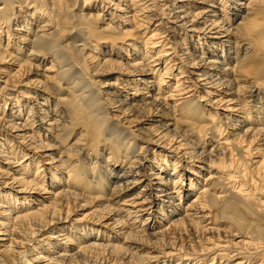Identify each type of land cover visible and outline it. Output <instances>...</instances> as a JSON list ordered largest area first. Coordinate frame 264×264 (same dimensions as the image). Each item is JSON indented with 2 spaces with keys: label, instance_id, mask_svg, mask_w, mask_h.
<instances>
[{
  "label": "bare ground",
  "instance_id": "1",
  "mask_svg": "<svg viewBox=\"0 0 264 264\" xmlns=\"http://www.w3.org/2000/svg\"><path fill=\"white\" fill-rule=\"evenodd\" d=\"M162 261L264 264V0H0V264Z\"/></svg>",
  "mask_w": 264,
  "mask_h": 264
},
{
  "label": "rangeland",
  "instance_id": "2",
  "mask_svg": "<svg viewBox=\"0 0 264 264\" xmlns=\"http://www.w3.org/2000/svg\"><path fill=\"white\" fill-rule=\"evenodd\" d=\"M19 3H17V5H18ZM17 15H19V17H16V18H13L14 20L12 21V24H11V31H10V33L13 35L12 36V38H14V40L15 39H19L20 37H21V34L22 33H25L26 32V30H27V28H23L22 26V22H23V19H21V14H17ZM33 21V24H32V27H33V29L30 31V37L32 38V40L34 39V40H36V37H34L33 38V34L35 33H37L38 32V23H36V21L35 20H32ZM18 24V25H17ZM19 25H22V26H19ZM14 29H19V30H14ZM17 32H19L18 34H17ZM29 32V31H28ZM33 33V34H32ZM16 35V36H15ZM28 35V34H27ZM2 42H4V44H7V38H4V39H2ZM25 43H22V45H24ZM99 58H101V57H99ZM124 61H126V59H123ZM114 75H116V73H112V74H107V75H95L94 77H96V80H104V81H107V80H110V81H113V77H115ZM32 77V76H31ZM34 78V80H35V78H37V77H35V76H33ZM9 84V87L11 86V87H13V82H9L8 83ZM4 85V84H3ZM16 88V87H15ZM15 88H13V89H15ZM37 88V87H36ZM113 91H114V89H113ZM123 98V97H122ZM144 115V114H143ZM160 117H158V118H156V119H159ZM165 120H168V123H173V120L174 119H172V118H170V117H168L167 119H165ZM157 124V123H156ZM146 127H148V124H146L145 125ZM129 127H131L132 128V126H130L129 125ZM135 128V127H134ZM143 140H146V138H143ZM139 143H141V142H139ZM143 144V143H142ZM211 148V145L209 146V149ZM168 153H172V152H168ZM179 156H181V154H179ZM196 163H198V162H196ZM171 168V167H170ZM171 171V170H170ZM131 193V192H130ZM47 196V195H46ZM82 211H77L76 210V212L74 213V214H76V215H78L79 213H81ZM101 222H103V221H101ZM102 224H104V222L102 223ZM101 226V228L102 229H104V230H106V231H108V232H111V230H109V228H111V227H108V230H107V228L106 227H104V226H102V225H100ZM106 226V225H105ZM113 230H115L116 231V228L115 229H112V234H114L115 235V231H113ZM174 262V261H173ZM27 264V263H26ZM161 264H167V262H161ZM171 264V263H170Z\"/></svg>",
  "mask_w": 264,
  "mask_h": 264
}]
</instances>
